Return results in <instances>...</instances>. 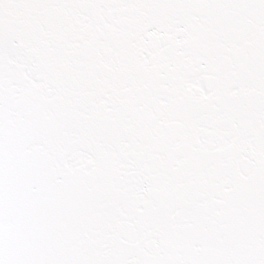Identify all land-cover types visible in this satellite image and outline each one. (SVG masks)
<instances>
[{
    "label": "snow or ice",
    "instance_id": "6c2138e0",
    "mask_svg": "<svg viewBox=\"0 0 264 264\" xmlns=\"http://www.w3.org/2000/svg\"><path fill=\"white\" fill-rule=\"evenodd\" d=\"M0 264H264V0H0Z\"/></svg>",
    "mask_w": 264,
    "mask_h": 264
}]
</instances>
